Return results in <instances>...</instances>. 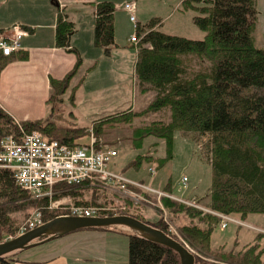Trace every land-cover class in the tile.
I'll return each mask as SVG.
<instances>
[{
  "label": "trees",
  "instance_id": "obj_1",
  "mask_svg": "<svg viewBox=\"0 0 264 264\" xmlns=\"http://www.w3.org/2000/svg\"><path fill=\"white\" fill-rule=\"evenodd\" d=\"M116 10L112 1L96 4L95 42L106 53H111L117 44ZM179 10L194 13V25L205 33L202 39L163 31L158 17L145 25L137 24L136 34L140 40L134 44L138 51L139 86L142 92L155 93L145 110L119 112L96 120L91 127H69L59 126L49 119L18 121L0 107V142L8 135L21 139L25 133L38 132L49 140L74 145L84 136L101 140L108 129L125 127L122 124L133 126L129 140L135 149H142L149 137L165 141L166 156L140 154L123 167V173L132 166L138 169L144 161L153 163V171L163 169L174 158L175 137L180 132L206 143L213 182L209 194L202 198L205 207L218 213L238 215L242 221L252 214H264V48L256 45L254 37L259 23L257 0H182ZM74 31L75 24L61 12L57 45L69 47ZM13 55L0 54V57ZM193 60L199 62V67L191 64ZM79 64L62 80H52L54 91L50 102L53 108L55 103L62 101L61 96ZM150 113H164L167 121L155 120L145 126H134L136 119ZM168 182L166 190L171 191L172 181ZM93 183L89 180L76 184L59 182L53 188L56 193L53 198L37 197L17 184L11 169L0 168V243L15 236L24 223H18L16 213L39 208L44 222L50 221L56 213L49 209L51 200H56L61 193L81 199L83 188ZM130 187L137 193L140 191L138 187ZM99 191L92 189L95 194ZM122 197L124 199L119 201L126 210H119L117 214L134 216L132 208H139L140 204ZM163 201L173 214L189 219L179 227L182 237L202 255L214 258L213 263H206L196 255L198 264H264L261 242L264 232L239 251L227 250L226 244L214 249L212 236L221 223L220 216L168 197ZM136 211L135 217L176 238L162 220L148 219L147 215ZM110 228L113 227L101 230ZM124 234L129 238V264H181L179 253L171 247L133 231ZM19 251L1 257L0 264L20 263L14 257Z\"/></svg>",
  "mask_w": 264,
  "mask_h": 264
},
{
  "label": "crops",
  "instance_id": "obj_2",
  "mask_svg": "<svg viewBox=\"0 0 264 264\" xmlns=\"http://www.w3.org/2000/svg\"><path fill=\"white\" fill-rule=\"evenodd\" d=\"M102 1L111 0H57V2L51 0H0V34L10 33L9 30L14 25H19L28 32L22 38V50L19 53H15L12 57H0V107L3 110L20 121L47 118L55 122L57 117L59 124L64 121L71 123L69 127H82L79 126L81 122L87 123L83 127H91L96 120L110 115L126 112L131 108L133 110L147 108L153 100V95L151 97L147 95L154 91L142 92L139 86L136 72L137 45L130 41L134 31L136 33V29L127 24L129 26L126 32L124 30V34H121L125 21L121 16V18L117 17L114 23L117 46L113 47L111 53H106L104 48L96 45V4ZM136 2L138 1L136 0ZM181 3L176 4V7L173 8V16L177 14L176 10ZM257 5L259 23L254 37L256 45L264 48V0H257ZM61 12L65 13L69 20L75 24L71 45L66 48L59 47L56 38ZM170 15L171 13L166 17L158 15L152 18L161 19L159 24L163 30ZM152 18L144 22L137 19V23L145 25ZM163 31L174 34L170 30ZM78 62L80 64L77 71L68 89L61 96L62 101L54 104L53 108V104L50 102L54 91L52 80L65 78L78 65ZM67 105L68 108L65 112L61 107L64 108ZM68 116H70L71 122L67 119ZM121 165V160L116 156L111 168L122 173L124 166ZM128 171L123 173L128 176L126 173ZM128 177L152 186L155 185L163 190H166L169 183V179H166L165 183L158 182L157 184L156 182H145L136 176ZM178 187L184 188L185 186L179 182L175 185L172 183L171 193L177 194L178 191H175L178 190ZM146 213L148 216V212ZM132 215L137 216L136 214ZM92 229L98 230L93 232L96 235L109 236L110 233V238L113 239L111 241L113 244L108 250L110 251V260L105 264H125V261H116L118 259V242L111 234H120L126 237L129 258V238L124 233L132 230L121 226H114L110 228L111 230H101V228L81 230ZM79 240L82 241L80 238ZM73 242L74 245L73 243L66 244V248L60 249L59 252L56 250L57 245L53 246L55 248L53 254H50L52 247H49L48 250L36 248L40 244H44L42 242L32 246L34 249L29 247L20 250L16 258L21 262L36 261V263L57 264L58 260H55L58 256L62 257L65 253H69L87 257L91 264H102L105 261V256L108 257L109 253L104 251V245H101L96 253L88 254L79 245H76V241L73 240ZM71 246L79 247V250L74 252L71 250ZM29 253L37 256H31ZM60 262L67 264L64 258ZM127 264H129V259Z\"/></svg>",
  "mask_w": 264,
  "mask_h": 264
},
{
  "label": "rangeland",
  "instance_id": "obj_3",
  "mask_svg": "<svg viewBox=\"0 0 264 264\" xmlns=\"http://www.w3.org/2000/svg\"><path fill=\"white\" fill-rule=\"evenodd\" d=\"M116 5V12H115V19L117 17L123 18L125 21V24L123 23L122 32L121 34H124V30L126 32L127 28L130 24L136 28L137 23L131 21L130 19V12L124 9V5L126 3H135L137 6V19L140 21H146L152 18L153 16L163 15L167 16L171 13L170 17H168V22L165 25V28L163 30H170V32H174V34H180L183 36H186L191 39H202L205 36V33L200 30L197 26L193 23V12H182L179 10L181 7L182 0H111ZM181 3L180 7L176 10L178 11L176 15L173 16V8L176 7V4ZM258 6V5H257ZM259 9V8H258ZM121 16V17H120ZM128 19V21H127ZM181 19H183L181 21ZM194 28L195 30H193ZM135 34V31L134 33ZM121 36V35H120ZM117 46V45H115ZM192 60V59H190ZM193 66L196 68L199 67V62L195 60L190 61ZM155 93L152 94L149 93L147 95L148 97H151ZM56 104V103H55ZM64 111H67L68 105L65 106ZM136 110V111H135ZM133 110L132 108L129 110V112H140L145 109H136ZM130 114V113H129ZM164 113L158 114V113H150L148 115L143 116L142 118H138L134 121V126H145L147 124H150L151 122L155 120H163L164 119ZM69 122H71L70 116L67 118ZM18 120V119H17ZM43 120H47L43 119ZM50 120V119H49ZM20 121V120H18ZM61 122V121H60ZM55 124L62 126L63 124L65 126H71V123H65L61 122L59 124L57 117L55 118ZM79 126H86L84 122L79 123ZM91 124V123H88ZM122 126H125L123 128H117V129H108L106 134L101 138L100 143L104 146V148L109 149L112 148L117 151V158L121 160L122 165L125 167L128 163H131L133 160H136L138 155H146V154H152L158 157H164L167 154L166 151V144L163 139H158L155 137H149L145 139L142 149H135L131 144L132 142L129 140V136H131V133L133 132V129L128 124H122ZM26 132V131H25ZM91 137H81L77 141L74 142V145L76 144H84L89 143L91 141ZM197 139V138H196ZM193 140L191 135H184L180 132L176 133L175 142H174V158L171 160L163 169L153 171V163L143 162L138 169H136L134 166L132 168L128 169L129 171L126 172L128 176H136L140 180H144L145 182H158L165 183L166 179H170L172 183L175 185V183H181V180H183V177L188 176L189 177V184H187V187L184 188H177L175 192L178 191L177 194H174L177 199L172 197V194L170 196H167L171 193V191H166L163 189H159L155 185H149L144 183L143 185H146L147 187H151V189H154L155 191H150L148 188L144 187H138L140 191L138 194H140L143 197L142 202L140 203L139 208H137L139 211H141L144 216L147 215L146 212H148V216H146L148 219H160L163 221L164 224H166L167 229L173 234L178 240H180L183 244L188 246V249L192 251L195 255H200L203 262L206 263H213L214 258L202 255L196 249L193 247L188 241L182 237L180 232V225H183L186 220H189L187 217L182 216H176L173 214L169 208H167L164 204L163 198L168 197L170 199H174L178 202L185 203L187 205H190L194 201H199L201 204V207H204L206 209H209L205 207L204 199L209 192L210 187L213 182V173H212V165L211 161L209 159V156L207 154V148L206 143L202 139ZM121 165V166H122ZM122 166V167H123ZM114 170V169H113ZM115 172L129 178L124 173H120L116 170ZM131 179V178H129ZM133 180V179H132ZM97 183H93L90 186L83 188L81 199H76L73 196L69 194H60L59 197H57L56 200H63V204H56V207H54V210L56 211L54 217L59 216H67L68 214V207L71 204H78L80 203H90L91 205L94 204H104L107 203L109 200L112 201H119L122 199L123 195L119 192L111 191L110 189H107L105 187H102L100 185H96ZM184 186V185H183ZM98 188L100 191L98 194H95L92 192V189ZM186 188V189H185ZM133 189V188H132ZM193 189V190H192ZM134 190V189H133ZM161 190V191H160ZM136 192V190H134ZM158 191V192H157ZM174 191V190H173ZM199 193L197 194L196 193ZM160 192H166L167 194H164L165 196H162L158 198L155 194L159 195ZM160 196V195H159ZM124 199V198H123ZM59 202V201H58ZM88 205V204H86ZM195 207V206H194ZM39 210V208H32L24 213H16L14 216L17 217L18 223L25 222L30 217V215ZM210 210V209H209ZM205 211V210H204ZM209 212V211H208ZM211 213H215L216 215L220 216L221 223L217 225L216 229L213 232L212 236V247L214 249H218L221 245L226 244L227 250L235 249L236 251H239L242 247L246 246L247 244L253 243L255 238L260 232H264V214H252L250 215L246 221H242L238 215H227L223 213H218L213 210H210ZM223 216L227 217H233L238 221L237 222H229V225L227 228H222V224L224 221H222ZM125 227V226H121ZM96 229L92 230H77L72 233H69L67 235L57 237L55 239H52L50 241L44 242V244H40L36 248L38 249H47L49 247L51 248L50 254L55 253V246L56 250L59 252L60 249L66 248V244L73 243L76 241V245H79L82 250L86 253H96L98 248L101 245H104V251H107L108 257L105 256V261L102 262V264H105L106 261H109L110 258V245L113 244L111 242L113 239L109 236H101L100 234H93V232ZM98 231V230H96ZM80 234L81 237H80ZM107 234V233H106ZM16 236V235H15ZM19 236V235H18ZM115 238V240L118 242V259L116 261L118 262H124L127 264L128 262V240L123 235H114L111 234ZM17 237V236H16ZM79 238L82 240L80 241ZM238 240V242L236 241ZM262 245L264 246V239L261 241ZM238 243V244H236ZM54 246V247H53ZM47 247V248H46ZM34 249V247L30 248ZM71 250L76 252L79 250V247L71 246ZM31 256H37L35 254L29 253ZM27 255V257H30ZM16 258V256H14ZM197 257V256H196ZM65 259L67 264H91L89 261V258L84 257L80 254L74 255L65 253V255H62V257H59L55 260L57 264H61V259ZM33 259V258H32ZM198 260L196 261V264H198ZM224 264L223 262H221ZM18 264V263H17ZM20 264H51L50 262H42V263H36V261L31 262H21Z\"/></svg>",
  "mask_w": 264,
  "mask_h": 264
},
{
  "label": "built area",
  "instance_id": "obj_4",
  "mask_svg": "<svg viewBox=\"0 0 264 264\" xmlns=\"http://www.w3.org/2000/svg\"><path fill=\"white\" fill-rule=\"evenodd\" d=\"M124 9L130 12L131 20L137 23L136 4L126 3ZM9 32L0 34V54L5 56L19 53L22 50V38L28 34L19 25H14ZM136 33L130 38L132 43H137L140 40ZM90 139L89 143L70 145L57 139L49 140L38 132L25 133L21 139L14 135H8L0 142V168L11 169L17 184L31 191L37 197L50 196L53 198L56 194L53 188L59 182L76 184L88 180L111 191L121 193L136 205L142 202L143 197L130 186L146 187L150 191H155L151 187L143 185L144 183L115 172L111 168V164L118 154L117 151L112 148H104L96 137L92 136ZM181 182L187 187L189 177H183ZM158 194L160 196L154 193L160 198L167 193L160 192ZM172 197L177 199L174 194ZM56 204H63V200H51L49 209L54 210ZM191 206L210 212L209 209L201 207L196 201ZM137 208H132L131 213H138ZM68 209L67 216L101 217L120 215L117 214V211H124L126 207L121 205L120 201L109 200L104 204H71ZM222 221H224L221 225L222 228H226L229 222L238 223L231 216H223ZM43 223H45L43 213L39 209L33 212L27 221L19 227L16 236L35 229ZM16 236H11L9 239Z\"/></svg>",
  "mask_w": 264,
  "mask_h": 264
},
{
  "label": "water",
  "instance_id": "obj_5",
  "mask_svg": "<svg viewBox=\"0 0 264 264\" xmlns=\"http://www.w3.org/2000/svg\"><path fill=\"white\" fill-rule=\"evenodd\" d=\"M125 226L143 237L171 247L177 251L181 264H196V255L178 239L164 230L153 227L131 215H114L105 217L59 216L21 234L0 243V258L18 250L27 249L36 244L50 241L81 229Z\"/></svg>",
  "mask_w": 264,
  "mask_h": 264
},
{
  "label": "bare ground",
  "instance_id": "obj_6",
  "mask_svg": "<svg viewBox=\"0 0 264 264\" xmlns=\"http://www.w3.org/2000/svg\"><path fill=\"white\" fill-rule=\"evenodd\" d=\"M48 205V204H47ZM114 216V215H113ZM101 217H105V216H101ZM180 241V240H179ZM197 258V257H196Z\"/></svg>",
  "mask_w": 264,
  "mask_h": 264
}]
</instances>
